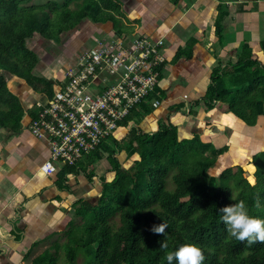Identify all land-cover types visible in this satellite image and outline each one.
Masks as SVG:
<instances>
[{
    "label": "trees",
    "instance_id": "obj_1",
    "mask_svg": "<svg viewBox=\"0 0 264 264\" xmlns=\"http://www.w3.org/2000/svg\"><path fill=\"white\" fill-rule=\"evenodd\" d=\"M32 1L0 0V16L8 17L0 23V123L15 130L24 108L4 77L11 75L44 90L48 98L54 93L51 83L34 75L40 58L30 42L37 38L57 41L88 18L107 21L115 14L119 20L124 16L121 0L49 1L43 5ZM72 3L75 8L70 7ZM216 26L221 39L222 26L219 22ZM212 79L205 105L227 103L250 127L264 117V61L249 46H244L231 72L217 69ZM141 109L143 113L133 111L134 117L141 119V114L154 111L148 104ZM132 130L135 145L119 148L120 141L115 139L103 143L78 165H63L61 180L105 157L112 173L111 179L102 180L94 203L82 200L77 205L81 223L75 220L69 225L68 263L76 264L81 254L84 264H168V253L183 244H194L203 252V264H264V243L249 246L247 241L231 237L219 211L243 200L250 216L264 220V152L254 156L257 173L252 183L242 169L227 168L220 176L212 175L210 169L225 150L203 142L199 135L181 139L172 123H160L153 133ZM126 158L131 162L128 167ZM88 175L92 178L95 172ZM257 199L260 207L255 206ZM162 223L167 225L164 234L151 231ZM162 241L167 248H160ZM60 246L57 243L53 250L42 253L38 263L60 264Z\"/></svg>",
    "mask_w": 264,
    "mask_h": 264
},
{
    "label": "crops",
    "instance_id": "obj_2",
    "mask_svg": "<svg viewBox=\"0 0 264 264\" xmlns=\"http://www.w3.org/2000/svg\"><path fill=\"white\" fill-rule=\"evenodd\" d=\"M121 1L122 22L95 23L94 40L78 52L72 64L57 73V79L85 51L99 43L107 44L122 34L128 38L144 34L153 42H163L161 52L166 60L161 66L158 87L162 99L152 113L134 118L133 128L153 133L160 123H172L178 128L180 138L198 134L216 139L214 133L230 127V121L236 125L242 123L223 102L215 103L219 105L210 120L206 115L200 116L208 107L204 97L215 70L231 72L245 45L264 61V0ZM218 22L222 26L221 39L216 32ZM68 36L62 35L63 39ZM43 41L49 49L36 51L40 62L34 75L45 79L41 60L46 53L52 54L53 43ZM17 82L13 87L8 84L15 95L25 84L29 86L25 81ZM48 82L56 88L57 82ZM47 98L44 94L38 101L45 102ZM25 110L22 133L0 138V264H41L37 258L56 243L49 247L44 244L52 237H62L74 221L78 203L82 200L94 203L100 196L102 180L112 176L111 167L108 169L102 160L86 170L79 168L78 173L67 174L64 180H61L62 164H57L54 174L44 173L41 166L49 159L50 148L45 140L31 133L32 113ZM209 125H215V129L211 130ZM92 171L95 176L89 178Z\"/></svg>",
    "mask_w": 264,
    "mask_h": 264
},
{
    "label": "built area",
    "instance_id": "obj_3",
    "mask_svg": "<svg viewBox=\"0 0 264 264\" xmlns=\"http://www.w3.org/2000/svg\"><path fill=\"white\" fill-rule=\"evenodd\" d=\"M162 46L144 34L99 43L64 72L52 97L36 102L29 129L49 145L44 173L54 174L57 164L76 165L103 143L121 141L133 128L135 109L143 113L142 104L161 105Z\"/></svg>",
    "mask_w": 264,
    "mask_h": 264
},
{
    "label": "rangeland",
    "instance_id": "obj_4",
    "mask_svg": "<svg viewBox=\"0 0 264 264\" xmlns=\"http://www.w3.org/2000/svg\"><path fill=\"white\" fill-rule=\"evenodd\" d=\"M49 1H55L59 4H63L65 2V0H33L31 4L43 5V4L48 3ZM70 7L75 8V3H72ZM118 17L120 18V16ZM7 19L8 17H6L5 15L0 16V23L5 22ZM109 21L110 22L113 21L116 24H120V22H122V20H119L117 18L116 14L114 15V19L109 20ZM100 22H106V21H97L96 19H94V17L88 18L81 25H79L76 29L67 33L68 35H70L66 38L67 40L63 39L62 36H60L57 41L52 40V43H53L51 46L52 54L48 56L49 52L46 53L41 60L43 63L42 70L44 71L42 75L45 76V79L47 81H55L58 83L57 73H61L63 68H66L67 66L72 64L78 52L81 49L90 45V43L94 40L95 32L93 30V26L95 23H100ZM43 40L44 39H40V38H37L36 40L33 39L32 41L30 40L31 48L34 49L35 51H40V52H44L48 50L49 46H45L46 44L44 45ZM4 78L6 80L5 82L10 84L12 87L14 86V83H18L17 81H19L18 78L11 76V75L6 76ZM1 82L2 81H0V83ZM52 87L55 89L54 83L52 84ZM44 94H45L44 90H40V89L36 90L31 86L27 87L26 84L23 86L21 91L17 93V95L20 96L22 100L21 103L23 105L24 111H26L25 109H27L29 110L30 114L32 113L31 119L34 118V115L36 112V102L38 101V99L44 96ZM207 101L208 100L206 99L205 102ZM215 103L211 104V106L208 105V107L205 109L204 113H202L201 114L202 116L200 117L203 118L206 115L207 116L206 118L209 119L211 117V114L214 111V108L219 105V103L217 105ZM192 115L197 116V112H193ZM24 116H25V113H23V116L21 118V123L18 129L16 130L13 129L10 125H3L0 123V138L1 137L6 138L7 136H10V135H13L14 137L19 136L23 130L22 123L24 120ZM134 118L136 120L138 117H134ZM205 123H208V122H205ZM242 123L240 124L238 123V125H236V124H232V121H230L229 122L230 127L226 128L223 131L221 130V131H217L214 133V137L216 139H213V138L209 139L208 137H205V136H201L200 139L203 142L212 141V143L215 144L218 149L222 148L223 150H225L224 154L220 155L217 158L216 163L210 169V173L212 175L220 176L222 172L227 168H232L233 171L235 172L242 169L244 177L250 179V181L254 183L256 180L255 175L257 173V170H256L257 161L254 160V156L259 155L262 152H264V117L259 118L257 124L251 127L247 126L244 122ZM209 127L211 130L215 129L214 128L215 125H209ZM132 129H133L132 127L128 129L129 132H127L126 136H124V138L121 139L119 143V148L127 149L130 147L129 145L136 144V140H135L136 134H135V131ZM194 136H198V134L197 135L195 134ZM192 138H186V139H192ZM181 139H185V137L181 136ZM206 143H209V142H206ZM81 162L82 160L78 162L76 165H78ZM102 162L106 167H108V169L111 167L106 157L102 159ZM128 162L129 161L126 158V161H124V163H126L125 165L127 167L131 164V162L129 164ZM62 165H65V164H62ZM126 169L130 170V168H126ZM133 170L134 169H131V171ZM75 220L78 224L81 223V219L80 217L77 216V214H75L74 221ZM68 231L69 229L65 232V234L62 237H59V238L52 237L51 240L47 241L44 244V247H47V246L49 247V245L60 243L61 245L60 246V256H59L60 264H70L68 263V259H67V251H68L67 233ZM52 240L53 241L57 240V241L52 242ZM43 249L44 248H41L40 251H43ZM50 250H53V247ZM84 260H85L84 257L80 254L79 258L77 259L76 264H84Z\"/></svg>",
    "mask_w": 264,
    "mask_h": 264
},
{
    "label": "clouds",
    "instance_id": "obj_5",
    "mask_svg": "<svg viewBox=\"0 0 264 264\" xmlns=\"http://www.w3.org/2000/svg\"><path fill=\"white\" fill-rule=\"evenodd\" d=\"M256 207H260L259 199L256 200ZM221 220L226 226V230L231 237L251 246L256 242L264 243V220L249 215L248 208L243 200L231 206H226L219 210ZM167 225L162 223L153 226L152 232L164 234ZM166 242H160V248H167ZM205 257L202 250L194 244H183L175 252L166 255L168 264L173 260L176 264H203Z\"/></svg>",
    "mask_w": 264,
    "mask_h": 264
}]
</instances>
